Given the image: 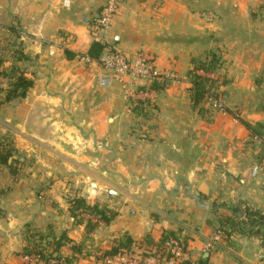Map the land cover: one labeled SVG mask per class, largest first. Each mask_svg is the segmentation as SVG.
<instances>
[{"label":"crops","instance_id":"1","mask_svg":"<svg viewBox=\"0 0 264 264\" xmlns=\"http://www.w3.org/2000/svg\"><path fill=\"white\" fill-rule=\"evenodd\" d=\"M64 1L0 0V138L11 150L0 164V264L27 263L26 227L49 240L65 234L70 243L60 252L71 264H103L96 254L113 243L129 237L131 247H145L138 242L157 243L168 231L185 245L189 264H264V110L221 111L209 99L194 106L187 78L192 57L223 49L218 72L230 77L223 96L241 100L240 81L253 66L238 55H264V36L244 26L257 0H123L105 32L90 27L105 0ZM95 39L106 44L102 56L110 46L144 51L176 79H139L144 94L127 101L87 56ZM256 65L262 72L264 62ZM18 76L30 85L8 98ZM77 197L115 216L104 222L82 209L74 216ZM228 209L246 228L202 251ZM249 215L262 222L249 227Z\"/></svg>","mask_w":264,"mask_h":264},{"label":"trees","instance_id":"2","mask_svg":"<svg viewBox=\"0 0 264 264\" xmlns=\"http://www.w3.org/2000/svg\"><path fill=\"white\" fill-rule=\"evenodd\" d=\"M105 47L106 44L104 42L95 39L92 41L87 50V56L90 59L100 62V58L102 56V53L104 52ZM65 53L68 58L73 56L69 51H66ZM190 62L191 67L187 71V78L191 85L188 88V91L191 96L192 104L196 106L201 101L207 99L206 95L209 91V88H211L214 83L213 80L206 77L203 73H208L216 70L218 67H220L221 62L219 55H217V53L213 51H211L206 58L192 57ZM10 84L11 88L9 89L7 94L8 98L11 96H22L30 85V81H27L23 77L18 76ZM262 109L264 110V106H262ZM238 119L250 131L252 135H261V130L259 129L258 125H252L242 118ZM2 144L3 143H0V164H6L9 156H11V150L7 148L5 149ZM261 158H264V144L263 152L259 159ZM70 202V207L74 216L77 215L76 211L78 209H82L88 212L89 214H93L97 218V220H102L104 222H108L111 218L115 216V213L107 209L106 207L101 206L98 203L88 204L82 198L77 197L71 199ZM228 210L231 211L232 215L221 218L219 220V226L217 227V229L223 232L224 237L229 236L235 228H240L241 230H244V228H246V226L243 225L245 224V222L241 221V219H238L239 216H236L238 218L233 219L232 216L236 215L234 209ZM259 222H262L260 217L252 218L251 215H249V227L253 228ZM94 226V222L88 221V230H92ZM251 232L256 234L258 233V231L254 229ZM168 237H175L179 239V237L173 231H168L162 233V236L159 242L157 243H154L149 238L143 239V242L138 243L141 246L146 245L147 247H160L161 243ZM24 239L26 243L23 248V254L28 257H31L33 255L39 257V261L37 264H71L68 257L62 255L60 252L64 244L70 243V240L65 236V234L60 235L58 238L49 240L46 239V237L41 235L40 233L33 231L32 228L26 227L24 230ZM132 241L133 240H131L129 237H127L124 241H117L116 243H113L109 249L103 251L101 255H115L118 253L126 252L131 248ZM70 246L74 250L77 249L74 244H71ZM183 246L186 249L184 244ZM180 264H189V262L187 260H181Z\"/></svg>","mask_w":264,"mask_h":264},{"label":"built area","instance_id":"3","mask_svg":"<svg viewBox=\"0 0 264 264\" xmlns=\"http://www.w3.org/2000/svg\"><path fill=\"white\" fill-rule=\"evenodd\" d=\"M123 0H105L99 12L95 14L90 22L94 32H105L114 17L119 13ZM67 4V1H64ZM100 64L121 85L128 101L141 97L144 93L137 91L134 84L137 80L164 81L168 78L174 80L175 75L162 72L156 68L154 58L144 52L124 53L114 46L108 47L105 54L100 58ZM214 107L220 103L212 101ZM223 237V232L216 229L202 245V251L209 250ZM189 255L180 239L175 237L166 238L160 247H140L135 245L128 251L115 255L102 257L103 264H180L181 260L188 259ZM28 258V257H27ZM30 264H37L39 257L36 255L28 258Z\"/></svg>","mask_w":264,"mask_h":264},{"label":"rangeland","instance_id":"4","mask_svg":"<svg viewBox=\"0 0 264 264\" xmlns=\"http://www.w3.org/2000/svg\"><path fill=\"white\" fill-rule=\"evenodd\" d=\"M252 14L255 17V18L252 19V23H249V21H247V22H245L244 26L246 27V29L248 31L249 30L251 31L252 29H256V35L264 36V0H257L256 5H254L253 8H252ZM202 16L204 18H206V19H214L215 18V16L213 14H209L207 12H206V14H203ZM262 43L264 45V37H263V39L261 41V44ZM251 44H252V42H251ZM220 45L224 46V43H222V44L220 43ZM259 47H261V46H259ZM212 51L217 53V55H219L221 65H220V67H218L216 70H214L212 72L203 73L206 77H208V78H210L211 80L214 81L213 86H211V88H209V91H208V93L206 95L207 99H209L211 102L213 100H217L218 103H220L217 106H220V107H215V108L218 109V110H221V111H223L224 108L227 105L234 107V106H236L238 104H240L241 106H244V107H256V106H258V107L262 108V106H264V69L262 70V72L258 73L257 68H255L257 66L256 64H258V62L260 60L264 62V55L262 56L260 50H259L258 53L251 52L250 50H247L248 52H245L244 57L238 55L239 59L246 58L247 61L251 60L250 62L252 64V66H253L249 70V72L247 74V78L244 81H240L243 84V85H241V88L243 87L245 89L244 93L241 95V100H231V99L229 100V99H226V97L223 96L224 94H223V92L221 90V87L230 78L229 76L225 75L223 72H221V74H219V72H218V69L221 68L223 62L225 61L223 59L224 50L223 49H219V48H213ZM3 73H5V71H0V77L1 78L4 75ZM235 76H236V74H235ZM169 79L172 80L171 78H169ZM174 79H176V78H174ZM134 87L137 88L136 84H134ZM237 91L238 90H236L235 93H234L235 96H237ZM1 140L2 139L0 138V143L5 142V144L2 145V146L5 149L6 148L10 149V147H8V139H4V141H1ZM90 221L94 222V223H97V220H96L95 217H91ZM222 238H224V236ZM215 245L216 244H214V246ZM233 249H234V247H233ZM205 251H208V250H205ZM101 253L102 252H99V254H96V256L103 257L101 255ZM27 257L28 256H26V262H27L26 264H30L31 260L28 259L30 257H28V258Z\"/></svg>","mask_w":264,"mask_h":264}]
</instances>
